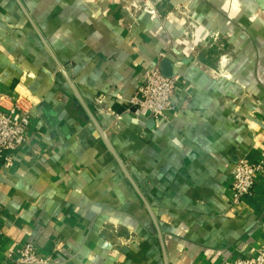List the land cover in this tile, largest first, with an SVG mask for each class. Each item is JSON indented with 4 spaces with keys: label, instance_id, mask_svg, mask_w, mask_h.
Returning a JSON list of instances; mask_svg holds the SVG:
<instances>
[{
    "label": "crops",
    "instance_id": "crops-1",
    "mask_svg": "<svg viewBox=\"0 0 264 264\" xmlns=\"http://www.w3.org/2000/svg\"><path fill=\"white\" fill-rule=\"evenodd\" d=\"M19 1L60 66L17 0H0V109L17 104L29 120L13 165L0 160V264L25 242L53 264L254 256L264 246V167L233 208L230 172L264 153V0H173L200 22L183 36L130 0ZM164 61L179 81L159 122L129 100Z\"/></svg>",
    "mask_w": 264,
    "mask_h": 264
},
{
    "label": "built area",
    "instance_id": "built-area-1",
    "mask_svg": "<svg viewBox=\"0 0 264 264\" xmlns=\"http://www.w3.org/2000/svg\"><path fill=\"white\" fill-rule=\"evenodd\" d=\"M128 5L152 17L157 15L155 4L151 0H130ZM178 81V76H165L159 66H154L143 74L142 82L134 91L129 103L139 110L146 111L156 121H167L168 114L175 109L172 97ZM28 122L27 114L17 104L6 110L0 109V160L7 168L14 163L12 152L19 149L25 141ZM263 167L264 153L256 162L243 158L237 160L230 172V208L239 204L241 199L251 192ZM9 257L11 261L8 264H53L50 257L38 255L32 242L23 243ZM230 264H264V246H260L254 256L237 258Z\"/></svg>",
    "mask_w": 264,
    "mask_h": 264
},
{
    "label": "water",
    "instance_id": "water-1",
    "mask_svg": "<svg viewBox=\"0 0 264 264\" xmlns=\"http://www.w3.org/2000/svg\"><path fill=\"white\" fill-rule=\"evenodd\" d=\"M17 2L19 3L21 9L23 10V12L27 15L29 21L31 22L33 28L35 29V31L37 32V34L39 35L42 43L44 44V46L47 48L48 52L51 54L52 58L55 60V62L60 66V64L57 62L55 56L53 55V53L51 52L49 46L47 45V42L45 41V39L43 38V36L41 35V33L39 32L38 28L36 27V25L33 23V21L31 20V18L29 17V15L27 14V12L25 11V9L23 8L21 2L19 0H17ZM162 68V72L165 76H172V71H171V67L168 61H164L161 65ZM62 74L64 75L67 83L69 84L73 94L75 95L76 99L78 100V102L81 104L82 108L84 109L85 113L87 114L89 120L91 121V123L93 124L95 130L97 131L99 137L101 138V140L104 142V144L106 145L107 149L109 150V152L112 154V156L115 158V160L117 161L122 173L124 174V176L127 178V180L130 182V184L132 185V187L134 188V190L137 192V194L140 196V198L143 200L146 209L148 210L152 220L154 221V223L156 224V220H155V216L149 206V204L145 201L144 197L142 196V194L139 191V188L137 187V185L135 184L134 180L132 179L131 175L129 174L128 170L126 169L125 165L123 164L122 160L120 159V157L118 156V154L116 153L115 149L113 148L107 134L105 133V131L103 130V128L100 126L99 122L97 121L96 117L94 116L93 112L91 111V109L89 108V106L85 103V101L83 100V98L81 97L79 91L77 90L76 86L73 84L72 80L70 79V77L67 75V73L63 70ZM158 235L160 238V234L158 231ZM164 254V252H163ZM164 256V255H163ZM164 260L166 262V258L164 256ZM166 264V263H165Z\"/></svg>",
    "mask_w": 264,
    "mask_h": 264
},
{
    "label": "rangeland",
    "instance_id": "rangeland-1",
    "mask_svg": "<svg viewBox=\"0 0 264 264\" xmlns=\"http://www.w3.org/2000/svg\"><path fill=\"white\" fill-rule=\"evenodd\" d=\"M155 5L157 11H161L168 17V24L171 21H175L180 25V31L182 36L184 33L193 34L195 30L193 28L200 23L196 20V12L191 8L190 3L173 2V0H151ZM260 14V12H259ZM261 15V14H260ZM193 30V32H192ZM210 33V32H209ZM216 33V35L214 34ZM212 35L217 36L218 32H214Z\"/></svg>",
    "mask_w": 264,
    "mask_h": 264
}]
</instances>
